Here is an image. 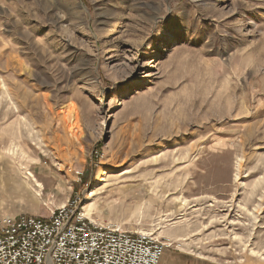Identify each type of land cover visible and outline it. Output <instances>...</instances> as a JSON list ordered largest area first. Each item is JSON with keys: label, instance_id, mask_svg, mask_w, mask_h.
I'll list each match as a JSON object with an SVG mask.
<instances>
[{"label": "rangeland", "instance_id": "rangeland-1", "mask_svg": "<svg viewBox=\"0 0 264 264\" xmlns=\"http://www.w3.org/2000/svg\"><path fill=\"white\" fill-rule=\"evenodd\" d=\"M77 195L264 264V0H0V216Z\"/></svg>", "mask_w": 264, "mask_h": 264}, {"label": "built area", "instance_id": "built-area-1", "mask_svg": "<svg viewBox=\"0 0 264 264\" xmlns=\"http://www.w3.org/2000/svg\"><path fill=\"white\" fill-rule=\"evenodd\" d=\"M169 247L153 235L89 219L81 195L49 217L0 216V264H160Z\"/></svg>", "mask_w": 264, "mask_h": 264}, {"label": "crops", "instance_id": "crops-1", "mask_svg": "<svg viewBox=\"0 0 264 264\" xmlns=\"http://www.w3.org/2000/svg\"><path fill=\"white\" fill-rule=\"evenodd\" d=\"M160 264H212L191 254L181 253L177 250H166Z\"/></svg>", "mask_w": 264, "mask_h": 264}, {"label": "bare ground", "instance_id": "bare-ground-1", "mask_svg": "<svg viewBox=\"0 0 264 264\" xmlns=\"http://www.w3.org/2000/svg\"><path fill=\"white\" fill-rule=\"evenodd\" d=\"M96 196H98V191H92L91 192V194L89 195V201L90 200H93ZM85 210L87 211V213H86V216L89 218V219H91V220H93V216L94 215H97L99 212H98V209H97V207H96V203H92V204H90V205H88L87 207H85ZM95 221V220H94Z\"/></svg>", "mask_w": 264, "mask_h": 264}]
</instances>
